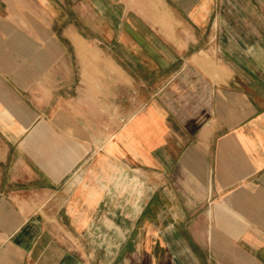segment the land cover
I'll list each match as a JSON object with an SVG mask.
<instances>
[{
    "label": "crops",
    "instance_id": "crops-1",
    "mask_svg": "<svg viewBox=\"0 0 264 264\" xmlns=\"http://www.w3.org/2000/svg\"><path fill=\"white\" fill-rule=\"evenodd\" d=\"M0 264H264V0H0Z\"/></svg>",
    "mask_w": 264,
    "mask_h": 264
},
{
    "label": "rangeland",
    "instance_id": "rangeland-1",
    "mask_svg": "<svg viewBox=\"0 0 264 264\" xmlns=\"http://www.w3.org/2000/svg\"><path fill=\"white\" fill-rule=\"evenodd\" d=\"M132 2L140 3L141 0H131Z\"/></svg>",
    "mask_w": 264,
    "mask_h": 264
}]
</instances>
